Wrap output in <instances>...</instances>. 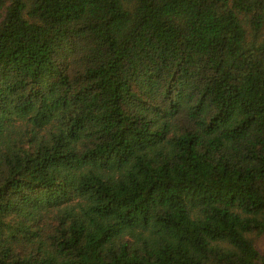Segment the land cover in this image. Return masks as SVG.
<instances>
[{"label": "trees", "instance_id": "1", "mask_svg": "<svg viewBox=\"0 0 264 264\" xmlns=\"http://www.w3.org/2000/svg\"><path fill=\"white\" fill-rule=\"evenodd\" d=\"M264 0H0V264H264Z\"/></svg>", "mask_w": 264, "mask_h": 264}, {"label": "rangeland", "instance_id": "2", "mask_svg": "<svg viewBox=\"0 0 264 264\" xmlns=\"http://www.w3.org/2000/svg\"><path fill=\"white\" fill-rule=\"evenodd\" d=\"M258 248L260 251H264V238H262L259 242H258Z\"/></svg>", "mask_w": 264, "mask_h": 264}]
</instances>
